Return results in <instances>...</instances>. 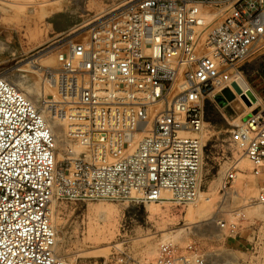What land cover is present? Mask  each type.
Returning a JSON list of instances; mask_svg holds the SVG:
<instances>
[{"label":"built area","instance_id":"2783aa9c","mask_svg":"<svg viewBox=\"0 0 264 264\" xmlns=\"http://www.w3.org/2000/svg\"><path fill=\"white\" fill-rule=\"evenodd\" d=\"M85 26L57 67L38 68L52 93L37 103L0 75V264H77L58 253L57 202H196L213 137L206 107H224L225 91L251 106L229 140L252 165L253 202L264 203V100L253 106L240 84L245 63L264 53V0H124L72 33ZM237 173L235 163L224 173L219 204L237 193ZM230 212L217 224L235 236ZM135 264L263 263L163 241Z\"/></svg>","mask_w":264,"mask_h":264},{"label":"rangeland","instance_id":"374dc122","mask_svg":"<svg viewBox=\"0 0 264 264\" xmlns=\"http://www.w3.org/2000/svg\"><path fill=\"white\" fill-rule=\"evenodd\" d=\"M122 1L11 0L10 3L1 4L0 75L16 84L20 78L26 80V86L22 87L26 91L27 85L31 87L28 95L37 103L40 93L49 95L52 90L45 89L47 85L41 70L31 64L38 68L57 67L58 51L67 47L70 38L86 34L89 27L85 26L75 33H72L73 30ZM255 60L262 65L264 53L250 59L251 62ZM228 100L227 105L224 103L225 107L210 103L212 111L208 113L207 120L213 137L205 147L204 187L201 194L209 197L210 201L204 218L191 222L196 215L194 207L197 201L178 205L168 200L158 202L157 206L152 202L134 203L127 200L57 202L53 212L59 255L77 264H121L123 258L135 264L145 261L142 255L148 252L151 253L149 260H153L160 242L173 241L180 245L195 242L221 258L264 264V215L256 212L250 214L255 210L264 213V203L253 202L258 191L257 178L252 174V165L243 154L242 147L229 140L230 124L240 122L249 108L237 98ZM40 110L47 112L43 106ZM234 163L238 173L232 191L236 190L239 195L233 191L225 204H219L223 175ZM151 206L155 208L151 209ZM110 209L116 211L112 213ZM232 209L239 214L236 219L238 233L235 236H229L227 229L217 224L220 219H233ZM99 235H105L107 239H93ZM246 248L249 253L244 252Z\"/></svg>","mask_w":264,"mask_h":264},{"label":"bare ground","instance_id":"6f19581e","mask_svg":"<svg viewBox=\"0 0 264 264\" xmlns=\"http://www.w3.org/2000/svg\"><path fill=\"white\" fill-rule=\"evenodd\" d=\"M26 2V1H25ZM30 2V1H29ZM29 2H26V3H29ZM32 7V6H31ZM33 62V61H32ZM44 62V61H43ZM41 64H43V63H41ZM44 64H46V63H44ZM49 64V63H48ZM33 67H35L37 70H38V67L34 64V63H32L31 64ZM23 76V75H22ZM27 79V78H26ZM37 82V81H36ZM21 88H23L22 86H26V80H24V79H18V83H17ZM35 84H37V83H35ZM241 84V86H242V88L244 89V90H246L247 89V87H248V84L246 83V81L244 82H241L240 83ZM38 86V85H37ZM36 86V87H37ZM28 90L26 91V90H24L25 91V93H26V95L30 98V96L28 95V92H29V90H31V87L30 86H28L27 85V87H26ZM51 89L49 86H46V90H49V89ZM36 89V88H35ZM45 90V91H46ZM50 91V90H49ZM36 93V92H35ZM246 94H248L249 96H254V93H253V91H251V90H249V91H247V92H245ZM38 94V93H37ZM228 94H229V98H232V95H233V93L231 92V91H229L228 92ZM32 99V98H31ZM262 100H259V99H257V102H255L254 103V105L253 106H256L258 103H260ZM248 108H250L251 109V106H249ZM46 116H47V114H46ZM62 125H65V122L64 121H61L60 122ZM60 129H61V127H60ZM249 191H250V188H249ZM254 191V190H253ZM169 199H168V197H166V199H164L163 201H161V202H169L168 201ZM210 201V199H208V197H203V195H201L200 196V198L197 200V205H196V207H194V212H195V217L193 218V219H191V222H193L196 218H204L206 215H207V213H206V210H207V203ZM153 203V202H152ZM154 205H158L159 203L158 202H156V203H153ZM152 204V205H153ZM153 205V206H154ZM153 206H151V209H152V207ZM108 208H109V206H108ZM111 208V207H110ZM117 208V207H116ZM155 207H153V209H154ZM192 208H193V206H192ZM257 208V207H256ZM259 208V207H258ZM95 209H97V208H95ZM100 209V208H99ZM97 211V210H96ZM114 211H116L115 209H110L109 210V212H114ZM118 211V210H117ZM100 212H102V213H105V212H103V211H100ZM119 212V211H118ZM255 212L256 213H258V214H260V215H264V213L263 212H261V211H253V212H251L250 211V214L251 213H254L255 214ZM98 213V212H97ZM101 213V214H102ZM108 213V212H107ZM106 213V214H107ZM100 214V213H99ZM160 214V213H159ZM253 214V215H254ZM113 216H114V214H113ZM115 216H116V214H115ZM121 216V215H120ZM100 217V216H99ZM54 218H55V216H54ZM54 218H53V221H54ZM117 218V217H116ZM108 219V218H107ZM109 220V219H108ZM60 221V220H59ZM58 221V222H59ZM57 224V223H56ZM98 229V228H97ZM102 231V230H101ZM90 232H92V231H90ZM99 232H100V230H99ZM98 232V233H99ZM178 232V231H177ZM97 233V234H98ZM101 234H102V232H101ZM171 234V233H170ZM106 235V234H105ZM105 235H103V236H100V237H93V239H95V240H99L100 238H103V240L104 239H107V237L105 236ZM169 235V234H168ZM95 236V235H94ZM98 236V235H97ZM167 237V236H166ZM165 237V238H166ZM101 240V239H100ZM109 240V239H108ZM142 259H146V260H149V259H151V253L150 252H148V253H146L144 256L142 255Z\"/></svg>","mask_w":264,"mask_h":264},{"label":"crops","instance_id":"0c3cea01","mask_svg":"<svg viewBox=\"0 0 264 264\" xmlns=\"http://www.w3.org/2000/svg\"><path fill=\"white\" fill-rule=\"evenodd\" d=\"M54 22V21H52ZM67 28H64L63 30H66ZM255 60V61H250L243 66L244 70V77L246 79V83L248 84L249 88L253 93L256 95V97L259 100H264V72L262 73L261 71H264V68L261 65L260 61ZM263 74V75H262ZM222 99V104L220 106H226L225 104L226 101L224 100L223 97H220ZM210 103L208 102L207 107H206V117L209 118V112H211L210 108ZM251 109L249 108V111L243 116V119H246L250 115Z\"/></svg>","mask_w":264,"mask_h":264},{"label":"water","instance_id":"95a60500","mask_svg":"<svg viewBox=\"0 0 264 264\" xmlns=\"http://www.w3.org/2000/svg\"><path fill=\"white\" fill-rule=\"evenodd\" d=\"M237 88V90H238V92H241V90L238 88V87H236ZM224 94L226 95V97H227V99H230L229 98V94H228V92L227 91H225L224 92ZM220 98V97H219ZM232 99V98H231ZM252 99L254 100L255 99V97L254 96H252ZM248 104H249V102H248ZM250 105V104H249Z\"/></svg>","mask_w":264,"mask_h":264}]
</instances>
